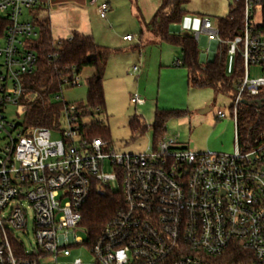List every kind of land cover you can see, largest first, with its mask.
<instances>
[{
  "label": "built area",
  "instance_id": "built-area-1",
  "mask_svg": "<svg viewBox=\"0 0 264 264\" xmlns=\"http://www.w3.org/2000/svg\"><path fill=\"white\" fill-rule=\"evenodd\" d=\"M90 2L107 19L110 4ZM47 6L48 0H0V264H86L70 259L83 246L93 256L91 264H264V136L243 147L237 128L244 101L264 95V0H243L241 28L232 39H223L209 18L195 34L208 47L205 58L227 44L228 56L243 62L231 106V154L196 152L179 134L144 153H118L110 141L92 136L93 122H85L99 110L68 103L62 92L54 101L66 102L65 124L60 119L52 128L27 127L25 78L38 65L33 13ZM252 68L262 74L252 76ZM63 84L77 86L81 78L74 74ZM131 101L144 103L137 93ZM12 107L17 117L21 110L22 122L8 119ZM224 117L219 110L217 118ZM112 191L122 204L91 239L82 225L84 207L93 194ZM30 213L33 251L16 236L28 233ZM80 229L86 240L76 235Z\"/></svg>",
  "mask_w": 264,
  "mask_h": 264
},
{
  "label": "rangeland",
  "instance_id": "rangeland-1",
  "mask_svg": "<svg viewBox=\"0 0 264 264\" xmlns=\"http://www.w3.org/2000/svg\"><path fill=\"white\" fill-rule=\"evenodd\" d=\"M105 1L110 4L107 19H102L99 13L93 14L86 17L82 28L91 34L97 44L111 51L103 80L106 111L95 113L85 122L99 121L107 126L110 147L116 152L140 154L153 144L152 124L156 109L185 111V115L167 120L165 127L168 137L179 134V140L196 152L233 153L236 150L231 110L233 94L216 92L208 86H190L186 67L173 65L176 58L183 57L180 48L162 41L152 32L150 25L161 0ZM232 4L233 0H188L184 5L182 22L177 26L182 33L195 37L201 31L204 18H209L216 26L220 18L229 14ZM67 12L63 13L66 17ZM62 23L65 25L66 19ZM128 33L133 35V42L122 41ZM60 36H66V33L57 31L54 34L55 38ZM198 45L200 54L205 53L207 46L200 42ZM235 61V56L227 57L226 72L229 77L233 75ZM135 66L137 70H134ZM93 74V68H84L79 74L81 84L64 88L63 99L68 103H86L87 81ZM251 74L259 76L262 69L252 68ZM135 93L144 99V103L131 101ZM204 108L209 110L201 113ZM219 110L225 114L224 118H217ZM16 111L17 108L12 107L8 119L22 122L21 110L19 117ZM133 118L147 126L144 134L132 132L130 121ZM61 122L65 124L62 119ZM76 235L84 240L87 238L83 229L78 230ZM16 236L24 242L27 250L34 249L32 213L29 214L28 233L19 231ZM75 258H81L86 264L93 262L92 254L84 246L72 251L70 259Z\"/></svg>",
  "mask_w": 264,
  "mask_h": 264
},
{
  "label": "trees",
  "instance_id": "trees-1",
  "mask_svg": "<svg viewBox=\"0 0 264 264\" xmlns=\"http://www.w3.org/2000/svg\"><path fill=\"white\" fill-rule=\"evenodd\" d=\"M188 0H161L152 19L151 30L162 41L178 46L183 55V65L187 69L190 86H208L216 92H232L236 95L237 86L243 76V62L235 56V67L231 77L226 72L228 45L220 44L212 61L200 60V48L195 37L189 33L172 31L174 25L182 22L185 14L184 5ZM42 7L35 11L42 10ZM243 13V0H233L229 14L220 18L217 26L223 39H232L239 34ZM39 36L32 41V48L38 54V65L35 72L25 78L26 94L25 125L27 127L52 128L60 123L62 110L66 105L64 100L54 101V96L63 90V80L80 74L86 67L94 69V74L88 81V99L79 104L91 111H106L103 80L111 51L96 43L91 35L75 32L68 39L54 40L50 30L49 20L38 17ZM57 53L54 58L49 54ZM264 99V95L255 97ZM254 98V99H255ZM185 111H166L156 109L153 129V144L159 143L166 136V122L170 117L185 115ZM132 132L144 134L147 126L137 118L130 121ZM238 136L243 147H252L264 136V104L262 107L243 104L238 112ZM91 134L110 141L109 128L99 121L93 122ZM122 204V197L117 191L103 195L93 194L83 211L82 225L95 239L103 225Z\"/></svg>",
  "mask_w": 264,
  "mask_h": 264
},
{
  "label": "crops",
  "instance_id": "crops-1",
  "mask_svg": "<svg viewBox=\"0 0 264 264\" xmlns=\"http://www.w3.org/2000/svg\"><path fill=\"white\" fill-rule=\"evenodd\" d=\"M64 12H67L69 15L67 14L66 17L65 14H63ZM96 13H98L97 5L91 4L90 0H48V6L40 11H37V13L34 12L33 15L41 18H47L49 20L52 37L57 41L59 39H68L72 37L75 32L91 35L83 30V21H85L86 17H91ZM63 19H66L65 25L62 23ZM57 31L66 33V36L55 38L54 34ZM172 31L179 33L181 32V28L174 25ZM126 35L131 34L128 33L124 36ZM122 41L133 42L134 38L130 41L124 39H122ZM201 45L206 46L205 41H202ZM207 59H209V55L205 58L204 53H202V61L204 62Z\"/></svg>",
  "mask_w": 264,
  "mask_h": 264
},
{
  "label": "water",
  "instance_id": "water-1",
  "mask_svg": "<svg viewBox=\"0 0 264 264\" xmlns=\"http://www.w3.org/2000/svg\"><path fill=\"white\" fill-rule=\"evenodd\" d=\"M213 58H214V56H211V58H209V60L208 61H212L213 60ZM200 60L202 61V56L200 55ZM203 62V61H202ZM244 104H246V105H254V106H257V107H262L263 106V104H264V99H261V100H253V101H248V100H245L244 101ZM209 110V108H204V109H202L200 112L201 113H204V112H206V111H208Z\"/></svg>",
  "mask_w": 264,
  "mask_h": 264
}]
</instances>
